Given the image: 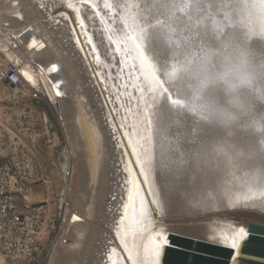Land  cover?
I'll list each match as a JSON object with an SVG mask.
<instances>
[{
	"label": "bare ground",
	"instance_id": "6f19581e",
	"mask_svg": "<svg viewBox=\"0 0 264 264\" xmlns=\"http://www.w3.org/2000/svg\"><path fill=\"white\" fill-rule=\"evenodd\" d=\"M227 1L0 0V51L49 96L71 144L77 194L48 264H132L124 244L158 264L169 231L228 244L220 234L241 230L227 215L264 213V0H231L238 22L219 30ZM130 155L147 181L136 189ZM92 175L94 208L80 194ZM130 190L151 223L125 235Z\"/></svg>",
	"mask_w": 264,
	"mask_h": 264
},
{
	"label": "built area",
	"instance_id": "2783aa9c",
	"mask_svg": "<svg viewBox=\"0 0 264 264\" xmlns=\"http://www.w3.org/2000/svg\"><path fill=\"white\" fill-rule=\"evenodd\" d=\"M22 65L0 51V264H35L63 216L47 202L29 199L34 185L49 177L42 153L57 168L65 157L58 122L37 103L55 105ZM70 172L64 168L65 178Z\"/></svg>",
	"mask_w": 264,
	"mask_h": 264
},
{
	"label": "water",
	"instance_id": "95a60500",
	"mask_svg": "<svg viewBox=\"0 0 264 264\" xmlns=\"http://www.w3.org/2000/svg\"><path fill=\"white\" fill-rule=\"evenodd\" d=\"M233 4V1L228 0L223 4L225 12H218L222 16L215 21L211 19L213 21L212 24L218 27L217 29L221 30L224 26H233V24L238 22V20L229 19L232 13L231 11H233ZM211 11L209 10L208 12ZM222 24L225 25L223 26ZM251 31L255 33V30L251 29ZM145 58L162 88L169 94L170 100L172 102H178L179 99L172 97L149 57L145 55ZM132 156L130 155L134 171L140 184L144 186V178L140 174L141 171ZM148 196L152 200V196L150 194ZM124 216L125 210L123 219ZM229 219L234 223L232 225L233 228L241 231L245 229L248 233V238L242 243L238 251H234L225 244L217 241H210L181 232L169 231L166 233L167 243L160 252L158 264H264V213L243 206L235 214L229 215ZM155 235L158 234L156 233Z\"/></svg>",
	"mask_w": 264,
	"mask_h": 264
},
{
	"label": "rangeland",
	"instance_id": "374dc122",
	"mask_svg": "<svg viewBox=\"0 0 264 264\" xmlns=\"http://www.w3.org/2000/svg\"><path fill=\"white\" fill-rule=\"evenodd\" d=\"M4 37V35H1ZM4 86L0 82V99L2 98ZM37 105L46 108L49 110L50 115L58 122L60 132L62 135V149H64V157L65 162H68V166H71L73 163V155L70 148V140L68 138V135L66 133V126L64 124V121L62 120L59 110L56 106H53L52 104H49L47 101L40 100ZM63 121V122H62ZM93 144V143H91ZM92 151H94L95 147H90ZM94 148V149H93ZM43 159H44V169L45 173L49 175L48 178L45 179V181H39V183L35 184L33 187L32 194L30 195L29 199L33 203H39V202H47L48 206L52 210H61L63 212V216L61 218L60 227L58 232L50 239H47L44 242V245L42 247V250L36 260L35 264H48V260L51 257L54 247L59 243L60 237L63 234L64 229L66 228V207L69 204V199L71 200V203L73 204V194H77V188L74 187L73 190L70 191V189L67 188V180L64 176V167H56L52 164V162L48 159V155L43 152ZM94 159V158H93ZM93 177L90 178L88 182V188H86V192L82 191L80 194L83 196H87L88 198V206L90 208L95 207V203L97 201L96 197V191H95V185H96V179ZM96 176V175H95ZM96 178V177H95ZM88 190V191H87ZM72 192V193H71ZM71 195V196H70ZM73 197V198H72ZM70 203V205H71ZM227 217H229L227 215ZM195 224L197 223V220L194 221ZM97 224L100 227H105L102 221H98ZM165 225V224H163Z\"/></svg>",
	"mask_w": 264,
	"mask_h": 264
},
{
	"label": "snow or ice",
	"instance_id": "6c2138e0",
	"mask_svg": "<svg viewBox=\"0 0 264 264\" xmlns=\"http://www.w3.org/2000/svg\"><path fill=\"white\" fill-rule=\"evenodd\" d=\"M84 3H88L89 0H83ZM69 7H71V5L69 4ZM74 11L76 9H73ZM89 43H91V41H89ZM42 47V45H41ZM97 60H99V57L97 56ZM57 95H60L59 92H57ZM136 164L139 167L140 163L138 161V159L136 160ZM131 174V172H130ZM142 176L144 175L143 171H141L140 173ZM147 181L145 180V183ZM139 181L137 180H133L132 181V188L136 189L137 185H138ZM139 193L136 192V195H138ZM128 206L125 209V216L124 219L121 221V225H122V231L124 232L125 235H128L131 232H134L138 226L141 227L142 230V226L145 224V222L151 223V219L148 215V210L145 207V201L141 200L140 201V205H139V216H137V213L133 210V192L130 190L129 194H128ZM153 204L156 203V201H152ZM221 237L228 241V244H225L227 247L233 249L234 251H238L239 248L241 247L242 243L244 241H246V239L248 238V233L245 231H240L237 232L235 234H232L231 236L228 234H220ZM167 240L166 237H160L158 242L156 243L155 247L152 249V256L153 257H159L161 250L163 249L164 246H166ZM125 249L128 251V256L129 259L132 260V264H137L136 259L133 256L132 250L128 249L127 244H124ZM115 249L112 250V253L115 254ZM146 252H147V248H146ZM111 264H116L115 261H111ZM145 264H147V259L145 260Z\"/></svg>",
	"mask_w": 264,
	"mask_h": 264
},
{
	"label": "clouds",
	"instance_id": "9594fccd",
	"mask_svg": "<svg viewBox=\"0 0 264 264\" xmlns=\"http://www.w3.org/2000/svg\"><path fill=\"white\" fill-rule=\"evenodd\" d=\"M210 239H215V237H212ZM221 243H226L225 241L221 240Z\"/></svg>",
	"mask_w": 264,
	"mask_h": 264
}]
</instances>
